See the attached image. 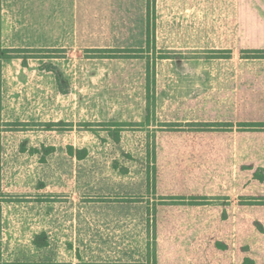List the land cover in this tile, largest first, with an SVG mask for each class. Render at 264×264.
Masks as SVG:
<instances>
[{
	"label": "rangeland",
	"instance_id": "rangeland-1",
	"mask_svg": "<svg viewBox=\"0 0 264 264\" xmlns=\"http://www.w3.org/2000/svg\"><path fill=\"white\" fill-rule=\"evenodd\" d=\"M73 54L0 82V264H264V127L158 122Z\"/></svg>",
	"mask_w": 264,
	"mask_h": 264
},
{
	"label": "crops",
	"instance_id": "crops-1",
	"mask_svg": "<svg viewBox=\"0 0 264 264\" xmlns=\"http://www.w3.org/2000/svg\"><path fill=\"white\" fill-rule=\"evenodd\" d=\"M152 22L148 42L147 0H0V47L85 52L141 100L153 68L161 123H264V0H154ZM40 59H0L2 87Z\"/></svg>",
	"mask_w": 264,
	"mask_h": 264
},
{
	"label": "trees",
	"instance_id": "trees-1",
	"mask_svg": "<svg viewBox=\"0 0 264 264\" xmlns=\"http://www.w3.org/2000/svg\"><path fill=\"white\" fill-rule=\"evenodd\" d=\"M153 12H154V0H147V26H146V32H147V39L148 42L150 40V36L153 33ZM20 51H26V52H32L34 50H17V49H3L0 47V59H11L14 57H17V53ZM112 52V51H110ZM116 52V51H113ZM264 55V54H263ZM22 63L25 64L26 61L24 58H22ZM59 75V74H57ZM63 80H65L63 78ZM152 85L153 92H154V78H153V68L150 70L148 68L147 72V87H150ZM244 125L248 126L249 128H261L264 127V123H244ZM45 237L44 234H39L35 237V244L37 246H43L45 240L43 239Z\"/></svg>",
	"mask_w": 264,
	"mask_h": 264
}]
</instances>
